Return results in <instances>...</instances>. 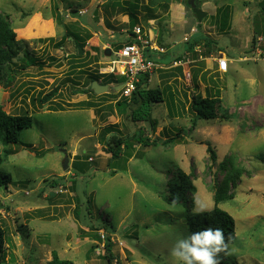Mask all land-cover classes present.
<instances>
[{"label": "rangeland", "instance_id": "374dc122", "mask_svg": "<svg viewBox=\"0 0 264 264\" xmlns=\"http://www.w3.org/2000/svg\"><path fill=\"white\" fill-rule=\"evenodd\" d=\"M120 1L124 0H0V12L11 23L20 46L10 65V82L6 87L0 84V104L8 113L28 111L33 118L32 126L19 132V143L10 145L14 153L0 163V174L11 178L7 187L0 186V223L7 236V261L1 264H46L53 250L73 264H105L107 236L117 264H177L170 250L177 239L189 235L188 215L196 200L212 209L214 184L237 168L239 178L229 190L233 197L219 203L235 220L229 264H264V0H196L206 12L200 22L185 4L189 0H167L166 7L155 3L159 0H137L143 4L139 25L158 27L156 37L151 33L154 43L166 46L167 58L180 52L174 60H182V73L195 66L192 56L183 58L185 35L210 34L217 48L235 59L228 71L220 72L204 58L206 83L200 82L196 89L184 75L166 79L174 60L158 65L148 87L162 88L169 80L175 107L171 116L165 101L154 103L153 127L133 122L127 107L117 112L114 103L122 98L110 85L106 93L113 96L76 91L87 89L89 75L96 69L99 74L114 70L118 82L123 80L121 67L114 62V44L125 41L129 15L118 7ZM69 3H74L78 13L72 14ZM219 7L230 12V27L225 31L219 30L215 16ZM58 11L68 29L92 34L81 52L90 55L74 57L70 38L57 47L66 32L57 21ZM151 11L159 17L146 23ZM111 34L114 37L108 38ZM25 48L42 67H19ZM97 80L101 81V75ZM56 86L58 92L50 103H32V96ZM215 88L235 117L230 121L200 119L190 129L191 115L185 107L191 94L205 96L206 90ZM82 101L95 102L97 107L72 105ZM55 103L65 109L50 110ZM111 124H116L114 130L121 136L140 130L157 142L141 150L140 143L129 140L131 147H123L119 158L109 160V136L103 127ZM180 128L179 138L163 143ZM207 142L216 152L214 163ZM27 144L41 154L35 156ZM74 161L86 163L85 168H73ZM178 169L189 174L195 186L186 205L165 200ZM52 177L62 179L52 187Z\"/></svg>", "mask_w": 264, "mask_h": 264}, {"label": "trees", "instance_id": "16d2710c", "mask_svg": "<svg viewBox=\"0 0 264 264\" xmlns=\"http://www.w3.org/2000/svg\"><path fill=\"white\" fill-rule=\"evenodd\" d=\"M142 1V0H141ZM139 1V3L134 0H124L123 2H118V7L125 12L128 13L129 22L127 24V37L125 38V42L132 41V28L139 24V11L141 9L142 2ZM151 2L153 0H150ZM170 2V1H169ZM169 2L165 0L164 1L159 0L155 1L157 5L166 7ZM154 3V2H152ZM127 5L126 7H123L122 5ZM187 5V2L185 3ZM69 7H71L72 14L78 13L77 8L72 7L74 3H69ZM112 7H114V4H111ZM188 6V5H187ZM129 7V8H127ZM145 9H149V7L144 6ZM151 8V7H150ZM59 24L64 26L66 28V32L62 37V40L57 42V47L63 46V42L71 38L73 42V46L75 48L76 53L74 54V57L82 58V56H88L90 55L89 52H83L78 53L77 45H79L82 49L85 46V43L88 39L92 37V34L89 32L85 35H81L79 32H74L67 28V25L63 22V17L60 14V12H55ZM150 16H147L145 18V22L148 23V20L150 19H157L158 15H153V11L150 12ZM229 9L227 7L221 8L219 7L216 12V18L219 26V30L225 31L230 27V21H229ZM219 16L221 17L222 21H219ZM149 26V24H147ZM192 36V35H191ZM16 34L14 32V29L7 19L6 16H4L0 12V84L2 86H7V84L10 82L9 75L10 72H13L11 69V66L14 61L13 59L16 58L18 55V51L20 49V46L18 42L15 39ZM190 38V37H189ZM187 39L185 41L186 48L184 51V57L192 56L194 59V68L191 67V79L190 82L192 84L193 88L199 87L200 82L206 83V77L205 73L202 72V66L204 61L200 57H205L206 55H209L212 51V46L216 42L212 40L208 36H192L191 39ZM122 44H116L115 48L118 49ZM94 49V48H93ZM97 49V48H96ZM216 50H221L217 48ZM78 55L80 57H78ZM95 57V56H94ZM20 60L22 63L19 65L21 69H25L26 67L30 65H36L38 67H42V62L36 59L35 56L32 54L30 55L28 50L25 48L23 50V56L20 57ZM49 60L54 61L55 57L49 56ZM198 67H197V66ZM76 67V66H74ZM168 71L162 69L160 72H166L167 78H173L176 74H180V76L184 75L182 73V67L181 66H175V67H168ZM159 70V69H158ZM98 69L95 70V72L91 73L89 75V82L87 84V89L84 90H76L77 92H89L91 95L95 94L92 89L90 88L91 82L93 80H96V78H100L101 75V84H108V85H117L119 82L116 78V76L113 73H101L99 74ZM163 75L161 74V77ZM165 77V76H163ZM149 79L150 74H142L139 75V81L136 83L135 89L132 91V94L130 97H121L122 99L116 100L114 105L117 112H125L122 107H127L129 110V117L133 122H148L150 126H154L155 121L151 116V109L152 105L154 103L164 102L167 105L168 108V115L173 116L174 114V107H175V94L171 90L170 86H168V81L165 82V87L162 88H150L149 86ZM58 92V87H54L50 92L43 94L40 92L38 96H32L31 101L34 103L37 101L40 105H44L45 103H50L54 96H56ZM119 94V92H118ZM185 94V93H184ZM103 95H111L110 93H105ZM102 96V95H97ZM183 104V103H182ZM73 106L81 105L87 106V107H97V104L92 101H85V102H79V104L74 103ZM71 105V106H72ZM184 106V105H183ZM112 108V107H111ZM187 108V109H186ZM50 110H64L65 106L60 103H55V106L49 107ZM184 109V107H183ZM186 111L191 115V125L190 129H194L197 122L200 119L204 120H215L218 119L219 121H230L235 117L234 113L229 112V108L225 107L223 104V100L220 97V91L219 89H214V91H211L209 89V92L206 90V95L202 96L200 93L195 94L194 92L191 94L190 99L188 101V106L185 107ZM112 110V109H110ZM185 111V110H184ZM32 115L28 111H24L22 113L18 114H11L4 110L3 106L0 104V146L2 148L3 155L0 154V163L2 160L7 157L8 155L14 153V151L10 148V145L19 143V132L22 129H27L32 126ZM116 124L106 125L103 127V131L107 132V135L109 136L106 140L107 145V151L110 154L109 160H113L115 158H119L122 148H130L131 146L127 144V141L129 140H136L138 143H140L141 150L144 148L150 147L152 145L156 144V140H150L149 137L145 136L144 132L140 131L127 135V136H121L119 134L118 130H114ZM143 130V129H142ZM183 129H179V131H176V134L172 137L165 140L163 143H171L175 141V139L179 138L180 132H182ZM207 145V151L209 153L210 160L214 163L216 161V152L213 149L212 145L210 143H206ZM29 149V151L34 152L35 156L40 155V151H35L33 147L30 144L26 145ZM16 153V152H15ZM141 153L138 154V157H141ZM263 163H264V156L261 157ZM86 163L84 162H73V168L76 169H83L85 168ZM109 166V165H108ZM240 175V169H230V171L226 172L224 177L218 182L215 183V191L213 194L214 198V204L210 211H205L204 213L200 215H194L193 211L192 214L188 215V220L190 224V230L189 234L191 232L198 231L200 229L206 228V227H213V228H222L225 233L226 243L229 245L233 244L236 239V232H235V220L231 214H229L226 210L222 209L219 206V203L222 201H225L226 199H231L233 197V192H230V187H234L238 178ZM62 179V177H52L50 179V184L52 187L56 186L59 181ZM11 180L10 176L8 174L2 173L0 174V186L7 187V184ZM195 190V186L192 183L191 176L187 173H185L183 170L178 169L174 175L172 180L169 183V194L168 197L165 198L168 202L171 200L175 201H181L183 204H187L189 197L188 194ZM51 198V196H49ZM89 203V202H88ZM78 207V206H76ZM38 213H41V211L38 210ZM78 210H76V216H78ZM21 231V230H20ZM6 242H7V236H6V230L0 223V264L7 261V252H6ZM105 251L106 253L103 254V259H105V264H117L119 260L117 259L116 255L113 253L112 249V241L109 236L106 237L104 241ZM219 264H229L230 259L228 256V248L225 252H221L218 256ZM113 262V263H112ZM46 264H73V262L69 259H63L60 258L56 251L51 252V259L47 261Z\"/></svg>", "mask_w": 264, "mask_h": 264}, {"label": "built area", "instance_id": "2783aa9c", "mask_svg": "<svg viewBox=\"0 0 264 264\" xmlns=\"http://www.w3.org/2000/svg\"><path fill=\"white\" fill-rule=\"evenodd\" d=\"M132 32V41L124 42L118 49L114 50V55L116 56L114 62L120 65V74L123 77V85L120 90L121 97L131 96L136 83L139 81V75L145 73L151 74L157 68L155 61L149 56L150 52H165L163 47H157L151 42L152 39L149 38L148 34L152 32L149 28L145 31L142 26L136 24L132 28ZM188 37L189 36L186 35L183 38L184 41H186ZM216 61L218 70L220 72H225L228 66L227 59L218 56ZM187 62H189V60H187ZM173 65L181 66L183 62L182 60H174ZM113 71L114 70H111L112 73H114ZM184 76L186 80L190 81V71H184Z\"/></svg>", "mask_w": 264, "mask_h": 264}, {"label": "clouds", "instance_id": "9594fccd", "mask_svg": "<svg viewBox=\"0 0 264 264\" xmlns=\"http://www.w3.org/2000/svg\"><path fill=\"white\" fill-rule=\"evenodd\" d=\"M121 83L123 84V80L119 82V84ZM120 90L121 88L115 91L119 92L121 98ZM210 210L207 204L197 199L193 214L200 215ZM227 248L228 244L223 229L209 226L177 239L170 250V254L177 264H219L218 256Z\"/></svg>", "mask_w": 264, "mask_h": 264}, {"label": "crops", "instance_id": "0c3cea01", "mask_svg": "<svg viewBox=\"0 0 264 264\" xmlns=\"http://www.w3.org/2000/svg\"><path fill=\"white\" fill-rule=\"evenodd\" d=\"M170 9H171V7L169 6L168 7V9L167 10H169L170 11ZM172 10V9H171ZM167 14H168V12H166ZM212 18V17H211ZM143 27V26H142ZM148 29V28H147ZM147 29H145L144 28V30L146 31ZM149 29H151V31L153 30V32H154V34H155V37H156V35H157V33H158V31H159V29H158V27H154V26H150L149 27ZM195 34V33H194ZM128 35H127V32H126V36L125 37H127ZM148 36H149V38L150 39H152V43L155 45V46H157V47H163L164 49H165V52L164 53H161V54H159V53H157V51H153V52H150V54H149V56L155 61V63L157 64V67H160V66H158V65H160L161 63H165V62H167V63H170L171 64V62L174 60V57H176L177 56V54H179L180 52H175V53H173V56L171 57V58H167V57H165V55L167 54V52H168V50H166V46H164V45H160V44H155L154 43V41H153V37L154 36H152V34H148ZM186 36V35H185ZM184 36V37H185ZM203 36V35H202ZM205 36H208V37H210L212 40H214V42H216L215 44H213V48H212V51H211V53L209 54V55H206L205 57H200V58H202V60L204 61V58L205 59H207V63L208 64H210V66L209 67H214V68H216L217 69V62H216V60H215V54L217 55V56H221V57H224L225 59H227V69L229 68V64H232V62L235 60L234 58H233V56L232 57H230V59H228L226 56H225V54H224V52L222 51V50H216L217 49V45H218V43H217V40L214 38V37H212V35L210 36V34H206ZM112 37H114L113 36V34H111V36H109L108 38H112ZM190 38H192V36H189ZM188 37V38H189ZM88 41V40H87ZM125 41H122V42H119L120 44H123ZM115 45L116 44H114V47H115ZM94 49H96V47H94ZM184 51H185V49H184ZM183 52V51H182ZM219 52V53H218ZM166 59H168V61L166 60ZM157 69V68H156ZM185 71V70H184ZM228 71V70H227ZM191 73V72H190ZM150 76H152V73L150 74ZM191 79V78H190ZM151 80V79H150Z\"/></svg>", "mask_w": 264, "mask_h": 264}, {"label": "water", "instance_id": "95a60500", "mask_svg": "<svg viewBox=\"0 0 264 264\" xmlns=\"http://www.w3.org/2000/svg\"><path fill=\"white\" fill-rule=\"evenodd\" d=\"M187 4L192 9V12L195 15L197 21L200 22L202 20V18L206 15V12H204L203 10L198 8V2L196 0H189ZM77 48H78V52L80 54L82 52V48L79 45H77ZM105 52L108 53L109 51L106 50ZM57 66H61V65L58 64ZM122 85H123L122 83L118 84L117 86L114 87V90L120 89L122 87ZM90 88L92 89V91L95 94H102V93H106L108 91L109 85L108 84H100L98 81L93 80L91 82ZM66 167H67V158H65V160H64V168H66ZM51 195H52V193H51Z\"/></svg>", "mask_w": 264, "mask_h": 264}, {"label": "flooded vegetation", "instance_id": "af4514ba", "mask_svg": "<svg viewBox=\"0 0 264 264\" xmlns=\"http://www.w3.org/2000/svg\"><path fill=\"white\" fill-rule=\"evenodd\" d=\"M115 86H117V85H113V86H112V85H110L111 89H113V90H114V87H115Z\"/></svg>", "mask_w": 264, "mask_h": 264}]
</instances>
